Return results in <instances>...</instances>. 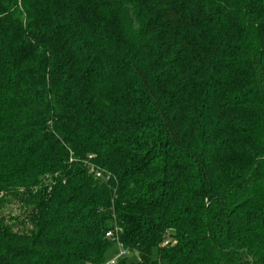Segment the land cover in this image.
I'll return each instance as SVG.
<instances>
[{
	"label": "trees",
	"instance_id": "1",
	"mask_svg": "<svg viewBox=\"0 0 264 264\" xmlns=\"http://www.w3.org/2000/svg\"><path fill=\"white\" fill-rule=\"evenodd\" d=\"M118 243L264 264V0H0V264Z\"/></svg>",
	"mask_w": 264,
	"mask_h": 264
},
{
	"label": "built area",
	"instance_id": "2",
	"mask_svg": "<svg viewBox=\"0 0 264 264\" xmlns=\"http://www.w3.org/2000/svg\"><path fill=\"white\" fill-rule=\"evenodd\" d=\"M88 158H91V156H89ZM94 171H95L94 168H92V172H94ZM96 176H97L98 178H100V177H101V173H100V172H96ZM111 236H112L111 233L107 234V237H111ZM128 254H129V252H128L127 250H125V249L122 247V245H120V244L118 243V253H117L116 257H114L112 260L108 261L106 264H116L117 261H118L120 258L125 257V256L128 255Z\"/></svg>",
	"mask_w": 264,
	"mask_h": 264
},
{
	"label": "rangeland",
	"instance_id": "3",
	"mask_svg": "<svg viewBox=\"0 0 264 264\" xmlns=\"http://www.w3.org/2000/svg\"><path fill=\"white\" fill-rule=\"evenodd\" d=\"M10 212H11V216H19V215H22V213L24 212L23 208L22 207H15V208H11L10 209ZM112 254L109 256V260L112 259ZM130 257V261H133V262H137L139 259H138V255L134 254H129L128 255ZM154 258L156 259L157 258V254L154 253L153 254Z\"/></svg>",
	"mask_w": 264,
	"mask_h": 264
}]
</instances>
